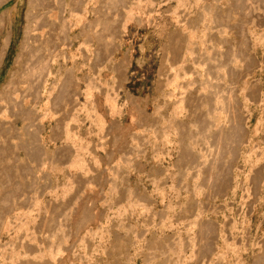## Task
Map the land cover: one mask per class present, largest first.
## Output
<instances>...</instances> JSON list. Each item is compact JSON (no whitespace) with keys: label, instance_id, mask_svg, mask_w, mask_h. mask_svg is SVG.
I'll list each match as a JSON object with an SVG mask.
<instances>
[{"label":"rangeland","instance_id":"obj_1","mask_svg":"<svg viewBox=\"0 0 264 264\" xmlns=\"http://www.w3.org/2000/svg\"><path fill=\"white\" fill-rule=\"evenodd\" d=\"M55 1L44 80L0 114V264H264V0Z\"/></svg>","mask_w":264,"mask_h":264},{"label":"bare ground","instance_id":"obj_2","mask_svg":"<svg viewBox=\"0 0 264 264\" xmlns=\"http://www.w3.org/2000/svg\"><path fill=\"white\" fill-rule=\"evenodd\" d=\"M7 1H9V0H0V7L2 6V5H4L5 3H7ZM49 1V2H48ZM52 1H54V2H52ZM65 1V0H64ZM63 1V2H64ZM22 1L21 0H19V2H18V4H17V6L15 7V10L14 11H9V12H5V13H3L1 16H0V30L1 29H3L5 26H7V24L9 23V22H11V24H12V21H13V26H11L12 27V29H11V31H9V35H8V38H7V40H6V42H5V45H4V48H3V51H4V56L3 57H8V55H10V48H11V44H12V41L13 40H15L16 39V37L18 36V28L19 27H17L16 25H18L19 24V21H18V16H20V13H19V11H18V6L20 5V3H21ZM46 2H48L49 4L50 3H52V4H54V3H56L57 4V2L55 1V0H29V9H28V11H27V21L29 22H27L26 24H28V25H26V28L24 29V36H23V41H22V43H21V45L19 46V48H18V52H17V55H15L16 57H15V61H14V72H13V74H11V75H13V76H11L12 78H11V80L9 81V85L8 86H6L5 85V87H4V89H3V87H0V114L2 113L1 111L3 110V106H4V104H6V102H7V100L9 101V98H11L10 100L12 101V99H14V96H15V93H16V91L18 92H23L22 91V89H21V83H27V84H30V86H29V89H32V86L33 85H35V83H38V81L39 82H41L40 81V79H41V77L42 76H44V74L42 73L43 72V69L45 70V68H41L42 69V71H41V69L39 68V66H41L40 64V62H41V55L39 54V53H41V48H38V47H36V46H33L34 44H33V41L35 42V40H33V38L35 39V37H33L34 36V31L36 30V24H37V22H36V24L33 22V19H40V17H42L44 14H46V12L44 13H42V16L40 15L39 16V11L37 12L36 10H39V6L41 7V5H43L44 6V4L46 3ZM47 3V4H48ZM71 3V2H70ZM52 4H50V5H52ZM61 4H62V2H61ZM60 4V5H61ZM64 4V3H63ZM50 5H48V6H50ZM69 5V4H68ZM46 6V7H45ZM45 6H44V8H46L47 9V5L45 4ZM57 6H59V5H57ZM52 7V6H51ZM60 7V6H59ZM43 8V7H42ZM49 8V7H48ZM57 8V7H56ZM66 8V7H65ZM185 8V7H184ZM211 8V7H210ZM59 9V8H58ZM213 9V8H212ZM212 9H211V12H212ZM13 10V9H12ZM43 10V9H42ZM41 10V11H42ZM63 10V9H62ZM62 10H61V13H64V12H62ZM181 10V9H180ZM40 11V12H41ZM43 11H45V9L43 10ZM182 11V10H181ZM206 11V10H205ZM36 12L38 13V18L35 16V14H36ZM51 12V11H50ZM66 12V11H65ZM71 12H72V10H71ZM215 12V11H214ZM172 13V12H171ZM206 14V13H205ZM212 14H215V13H212ZM49 15V14H48ZM45 16V15H44ZM61 16V15H60ZM59 16V17H60ZM69 16H70V14H69ZM210 16V15H209ZM64 17V16H63ZM206 17V16H205ZM212 17H214V16H212ZM215 17H217V16H215ZM45 18V17H44ZM126 19H129V17L128 18H126ZM206 19V18H205ZM42 20V19H41ZM58 21V20H57ZM203 21H204V17H203ZM46 22V21H45ZM63 22V21H62ZM72 22H73V20H72ZM126 22V21H125ZM128 22V21H127ZM214 22V21H213ZM212 22V23H213ZM31 23L32 24H35V25H32V26H34V27H32L31 26ZM38 23H40V22H38ZM43 23V22H42ZM59 23V22H58ZM189 23V22H188ZM210 23V22H209ZM10 24V25H11ZM46 24H48V23H46ZM55 24V23H54ZM65 24V23H64ZM122 24V23H121ZM53 25V24H52ZM67 25V24H66ZM66 25H64V27L66 26ZM70 25V24H69ZM222 25V24H221ZM230 25V24H229ZM38 26V25H37ZM42 26H44V25H42ZM41 26V27H42ZM59 26V25H58ZM70 26H72V25H70ZM122 26V25H121ZM124 24H123V27L122 28H124ZM201 26V25H200ZM223 26V25H222ZM36 27V28H35ZM39 27V26H38ZM64 27H63V29H64ZM67 27V26H66ZM191 27V26H190ZM206 27V26H205ZM212 27V26H211ZM225 27H227V26H225ZM35 30H34V29ZM40 28V27H39ZM54 29H55V27H53ZM197 28V27H196ZM207 28H208V26H207ZM125 29V28H124ZM14 30H15V33H14ZM57 30V29H56ZM71 30V29H70ZM75 30V29H74ZM193 30V29H192ZM200 30V29H199ZM215 30V29H214ZM213 30V31H214ZM221 30V29H220ZM219 30V31H220ZM223 30V29H222ZM58 31H61V30H58ZM63 31V30H62ZM61 31V32H62ZM64 31H66V30H64ZM63 31V33H65ZM122 31V30H121ZM210 31H211V29H210ZM1 32V31H0ZM221 32V31H220ZM2 33V32H1ZM54 33V32H53ZM52 33V34H53ZM88 33V32H87ZM123 33H124V31H123ZM183 33V32H182ZM50 34V33H49ZM62 34V33H61ZM67 34V33H66ZM90 34V33H89ZM208 34V33H207ZM219 34V33H218ZM40 35V34H39ZM38 35V36H39ZM36 36V35H35ZM47 36H49V35H47ZM47 36H46V39H47ZM58 37V35L55 37V38H57ZM64 37V36H63ZM182 38V37H181ZM198 38V37H197ZM200 38V37H199ZM207 38H208V36H207ZM39 39V38H38ZM36 40H37V37H36ZM207 40V39H206ZM38 41V40H37ZM44 41V40H43ZM42 41V42H43ZM178 41H179V39H178ZM211 41V40H210ZM41 42V41H40ZM67 42H68V40H67ZM176 42V41H175ZM196 42V41H195ZM205 42V41H204ZM35 43H37V42H35ZM64 43H65V41H64ZM206 43H208V42H206ZM210 43H212V42H210ZM70 44V43H69ZM193 44V43H192ZM195 44V43H194ZM213 44V43H212ZM211 44V45H212ZM41 45V44H40ZM44 45V44H43ZM47 45H48V43H47ZM46 45V46H47ZM72 45V44H71ZM170 45V44H169ZM178 45V44H177ZM181 45V44H180ZM187 45V44H186ZM219 45V44H218ZM45 46V45H44ZM49 46V45H48ZM205 46H206V44H205ZM214 47V46H213ZM38 48V49H37ZM51 48V47H50ZM50 48H49V51H50ZM56 48V47H55ZM173 48V47H172ZM209 48V47H208ZM208 48H205V49H207L208 50ZM211 48H212V46H211ZM219 48V47H218ZM33 49V50H32ZM47 49V48H46ZM58 49V48H57ZM186 49V48H185ZM200 49V48H199ZM214 49V48H213ZM212 50V49H211ZM218 50V49H217ZM43 51V50H42ZM173 51V50H172ZM182 51V50H181ZM195 51V50H194ZM193 51V52H194ZM8 52H9V54H8ZM45 52V51H44ZM47 52H48V50H47ZM55 52V50L52 52V53H54ZM62 52H63V50H62ZM178 52V50L176 51V53ZM218 52V51H217ZM52 53L51 54H49L50 56H52ZM87 53V52H86ZM188 53V52H187ZM186 53V54H187ZM221 53V52H220ZM59 54V53H58ZM62 54V53H61ZM210 54V53H209ZM1 55V54H0ZM45 55V54H44ZM202 55V54H201ZM218 55V54H217ZM29 56V61L27 60V57ZM46 56V55H45ZM55 56V55H54ZM53 56V57H54ZM60 56V55H59ZM62 56V55H61ZM209 56V55H208ZM6 57H5V59H6ZM48 57V56H47ZM65 57H68V56H65ZM75 57V56H74ZM199 57V56H198ZM49 58H51V57H49ZM56 57H54V59H55ZM57 58H58V56H57ZM4 59V58H3ZM4 59V60H5ZM46 59H48V58H46ZM45 59V60H46ZM74 60L76 59V57L75 58H73ZM188 59V58H187ZM26 60L28 61V62H30V63H28L27 64V62H26ZM44 60V61H45ZM49 60V63H51L50 62V59H48ZM52 60V59H51ZM66 60H68V59H66ZM70 60V59H69ZM72 60V59H71ZM10 61V60H9ZM43 61V58H42V62L43 63H45ZM77 61V60H76ZM169 61V59H167V62ZM186 61V60H185ZM1 62V61H0ZM74 62V61H73ZM182 62V61H181ZM211 61L209 60V63H210ZM2 63H4V62H2ZM54 63V62H53ZM58 63V62H57ZM195 63V62H194ZM186 64V63H185ZM192 64V63H191ZM37 65H38V67H37ZM43 65V64H42ZM165 65V64H164ZM205 65V64H204ZM207 65H208V63H207ZM206 65V66H207ZM217 65V64H216ZM215 65V66H216ZM221 65V64H220ZM44 66V65H43ZM42 66V67H43ZM48 66V65H47ZM50 66V65H49ZM48 66V67H49ZM61 66V65H60ZM59 66V67H60ZM166 66V65H165ZM182 66V65H181ZM185 66V65H184ZM222 66V65H221ZM218 67V68H222V67ZM45 67V66H44ZM58 67V66H57ZM73 67V66H72ZM75 67V66H74ZM73 67V68H74ZM78 67V66H77ZM164 67V66H163ZM162 67V68H163ZM176 67V66H175ZM183 67V66H182ZM237 67V66H236ZM38 68V70H36ZM50 68V67H49ZM49 68H47V71H48V69ZM52 68H53V65H52ZM114 68V67H113ZM181 68V67H180ZM231 68V67H230ZM24 69V70H23ZM39 69H40V72L43 74L42 76H39V74H41L40 72H39ZM68 69V68H67ZM178 69V68H177ZM176 69V70H177ZM194 69V68H193ZM215 69V68H214ZM214 69H212V70H214ZM217 69V68H216ZM233 69V68H232ZM70 70V68L68 69V71ZM165 70V68L162 70V71H164ZM182 70V69H181ZM186 70V69H185ZM219 70V69H218ZM217 70V71H218ZM25 71V72H24ZM46 71V72H47ZM51 71V70H50ZM50 71H48L49 73H51ZM56 71V70H55ZM67 71V72H68ZM179 71V70H178ZM206 71V70H205ZM234 71V70H233ZM70 72H72V70L70 71ZM187 72V71H186ZM197 72V71H196ZM222 72H224V71H222ZM48 73V76L50 75ZM54 73V72H53ZM74 73V72H73ZM72 73V74H73ZM77 73H78V71H77ZM76 73V74H77ZM174 73H178V72H174ZM206 73V72H205ZM213 73V72H212ZM216 73V72H215ZM220 73H221V70H220ZM233 73V72H232ZM62 74V73H61ZM69 74H71V73H69L68 72V75ZM75 74V75H76ZM163 74V73H162ZM161 74V75H162ZM191 74V73H190ZM198 74V73H197ZM210 74V73H209ZM218 74V73H217ZM216 74V75H217ZM59 75V74H58ZM74 75V76H75ZM45 76H46V78H47V75L45 74ZM63 76V75H62ZM70 76H72L73 77V75H70ZM169 76V75H168ZM195 76V75H194ZM201 76V75H200ZM211 76H213L212 74L210 75V77ZM50 77V76H49ZM48 77V78H49ZM64 77V76H63ZM183 77H184V75H183ZM210 77H208L209 79H210ZM67 78V77H66ZM166 78V77H165ZM168 78V77H167ZM179 78H180V76H179ZM206 78V77H205ZM224 78V77H223ZM42 79L44 80V78L42 77ZM41 79V80H42ZM71 79V78H70ZM72 79H74V78H72ZM197 79V78H196ZM207 79V78H206ZM218 79V78H217ZM46 80V79H45ZM77 80V79H76ZM80 79H78V81H79ZM194 80V79H193ZM214 81H215V79H213ZM173 81V80H172ZM172 81H171V83H172ZM187 81V80H186ZM204 81V80H203ZM222 81V80H221ZM7 82V81H6ZM64 82V81H63ZM68 82V81H67ZM70 82V81H69ZM80 82V81H79ZM78 82V83H79ZM202 82V81H201ZM211 82V81H210ZM42 83H44V81L42 82ZM42 83H41V85H42ZM45 83H48L47 81H45ZM45 83H44V85H45ZM170 83V82H169ZM191 83H193V82H191ZM200 83V82H199ZM205 83V82H204ZM203 83V84H204ZM212 83H213V81H212ZM219 83H220V81H219ZM8 84V83H7ZM39 85H40V83H38ZM37 84V86L39 87V85ZM54 84V83H53ZM58 84V83H57ZM63 84V83H62ZM70 84H72V83H70ZM195 84V83H194ZM194 84H193V86H194ZM210 84V83H209ZM209 84H208V86H209ZM158 85V84H157ZM170 85V84H169ZM186 85V84H185ZM199 85V84H198ZM197 85V86H198ZM206 85H207V83H206ZM211 85V84H210ZM219 85V84H218ZM224 85V84H223ZM78 86H79V84H78ZM77 86V87H78ZM177 86V85H176ZM192 86V85H191ZM205 86V85H204ZM203 86V87H204ZM216 86H217V84H216ZM19 87V88H18ZM34 87V86H33ZM36 87V86H35ZM46 87V86H45ZM62 87V86H61ZM178 87V86H177ZM207 87V86H206ZM213 87V91H214V89L215 88H217V87H215L214 85H212L211 86V88ZM53 88V87H52ZM72 88V87H71ZM76 88V87H75ZM160 88V87H159ZM193 88V87H192ZM207 88H210V87H207ZM211 88H210V90H211ZM218 88H220V87H218ZM217 88V90H219ZM223 88H224V86H223ZM223 88L221 89V90H223ZM29 89H27L28 91H29ZM54 89V88H53ZM52 89V90H53ZM166 89V88H165ZM188 89V88H187ZM203 89V88H202ZM26 90V89H25ZM45 90H46V88H45ZM63 90V89H62ZM72 90V89H71ZM217 90L215 89V91H216V93H218L217 92ZM39 91V90H38ZM50 91V90H49ZM60 91V90H59ZM73 91H74V89H73ZM80 91H81V89H80ZM212 91V92H213ZM30 92V91H29ZM41 90L39 91V93H37L38 95H41ZM43 92V91H42ZM57 92V91H56ZM75 92V91H74ZM157 92V91H156ZM188 92V91H187ZM209 92V91H208ZM207 92V93H208ZM222 91H220L219 90V95H220V99H222L221 97H223V96H221V93ZM32 93V92H31ZM50 93V92H49ZM61 93H62V91H61ZM171 93V92H170ZM179 93V92H178ZM190 93V92H189ZM203 93V92H202ZM201 93V94H202ZM215 92H214V94H215V96H214V94H212L213 96H214V98H212L211 99V97H210V95H208L209 96V99H211V101L213 100V99H215V97H216V94ZM224 94H225V92H223ZM233 93V92H232ZM23 94V93H22ZM20 94L22 97L25 95V94ZM28 94V92L26 91V95ZM44 94V93H43ZM58 94V93H57ZM81 94H82V92H81ZM181 94H182V92H181ZM180 94V95H181ZM209 94V93H208ZM74 95V94H73ZM168 95V94H167ZM223 95V94H222ZM31 96H32V94H31ZM37 96V95H36ZM58 96H59V94H58ZM58 96H56V98L58 97ZM132 96V95H131ZM169 96V95H168ZM171 96V95H170ZM44 97H45V95H44ZM77 97V96H76ZM76 97H75V99H74V101H76ZM21 98V97H20ZM19 98V99H20ZM25 98V97H24ZM39 98V97H38ZM41 98V97H40ZM59 99L58 100H60V97H58ZM78 98V97H77ZM131 98V97H130ZM185 98V97H184ZM48 99V98H47ZM219 99V100H220ZM14 100H16V99H14ZM58 100H57V102H58ZM78 100V99H77ZM165 100V99H164ZM180 100V99H179ZM184 100V99H183ZM207 100H208V98H207ZM218 100V101H219ZM225 100V99H224ZM18 101V100H17ZM16 101V102H17ZM22 101V100H21ZM23 101H24V99H23ZM22 101V102H23ZM34 101V100H33ZM178 101V100H177ZM205 101H206V99H205ZM3 102H5L4 104H3ZM12 102H15V101H12ZM19 102V101H18ZM17 102V103H18ZM21 102V103H22ZM76 102H78V101H76ZM210 104L209 105H211V102H210V100L208 101ZM213 102V101H212ZM222 102V101H221ZM8 103V102H7ZM17 103H14V104H16L17 105ZM56 103V100H55V102H54V104ZM213 103H215V102H213ZM213 103H212V105H213ZM9 104V103H8ZM12 104V106L14 105L13 103H11ZM10 104V105H11ZM76 104V103H75ZM178 104H179V102H178ZM185 104V103H184ZM216 104V103H215ZM215 104H214V106H215ZM218 105H222V104H220L219 102L217 103ZM10 105H8L9 107H10ZM21 105V104H20ZM218 105H217V107H218ZM35 106H36V104H35ZM222 106H224V105H222ZM57 107V106H56ZM72 107H74V106H72ZM186 107V106H185ZM217 107L216 108H214V110L216 109V111L218 112V109H217ZM5 108H8L7 107V104H6V107ZM12 108V107H11ZM54 108V107H53ZM71 108V107H70ZM140 108V107H139ZM202 108V107H201ZM205 108H207V107H205ZM221 107H219V109H220ZM23 109V108H22ZM30 109V108H29ZM51 109V108H50ZM77 109V108H76ZM158 109H161V108H158ZM213 109V106H212V108H211V110ZM222 109V108H221ZM7 110H10V109H7ZM15 110V109H14ZM13 110V111H14ZM59 110V109H58ZM177 110V109H176ZM213 110V111H214ZM202 111V110H201ZM207 111V110H206ZM221 111V110H220ZM219 111V112H220ZM224 111V110H223ZM7 112V111H6ZM20 112V111H19ZM23 112V111H22ZM28 112V111H27ZM29 112H31L30 110H29ZM29 112H28V114H29ZM216 112V113H217ZM218 112V113H219ZM8 113H9V111H8ZM11 113H12V111H11ZM17 113V112H16ZM33 113V112H32ZM31 113V114H32ZM55 113V112H54ZM214 113V112H213ZM212 113V114H213ZM3 114V113H2ZM73 114V113H72ZM202 114V113H201ZM11 115V114H10ZM14 115H16L15 113H14ZM13 115V116H14ZM21 115V114H20ZM45 115V114H44ZM49 115V114H48ZM160 115V114H159ZM219 115V114H218ZM7 116H8V114H7ZM30 116V115H29ZM34 116V115H33ZM213 116V115H212ZM220 116V115H219ZM16 117V116H15ZM49 117V116H48ZM184 117H186V116H184ZM209 117V116H208ZM215 118V117H214ZM214 118H212L213 120H214ZM216 118H217V116H216ZM215 118V119H216ZM41 119V118H40ZM165 119V118H164ZM211 119V120H212ZM220 119V118H219ZM225 119V118H224ZM9 120V119H8ZM7 120V121H8ZM3 121V120H2ZM1 121V123H2V125L3 124H5L6 125V123H3ZM221 121H222V119H221ZM5 122V121H4ZM173 122V121H172ZM208 122V121H207ZM0 123V124H1ZM10 123V122H9ZM37 123V122H36ZM209 123V122H208ZM12 124V123H11ZM95 124H96V122H95ZM215 124H216V121H215ZM214 124V125H215ZM219 124V123H218ZM221 124V123H220ZM4 125V126H5ZM42 125V124H41ZM13 126V125H12ZM220 126V125H219ZM13 127H15V126H13ZM38 127H39V125H38ZM58 126H56V128H57ZM168 127V126H167ZM221 127V126H220ZM219 127V128H220ZM3 128H5V127H3ZM2 128V129H3ZM11 128V127H10ZM16 128H18V127H15V130H19V129H16ZM59 128V127H58ZM211 128V127H210ZM1 129V130H2ZM6 129V128H5ZM35 129V128H34ZM176 129V128H175ZM4 130V129H3ZM29 130H31V129H29ZM44 130V129H43ZM28 131V130H27ZM8 132H9V130H8ZM11 132H13V131H11ZM15 132V131H14ZM26 132V131H25ZM33 132V131H32ZM6 133V132H5ZM29 132H27V134H28ZM0 134H3V132H0ZM172 134V133H171ZM13 135V134H12ZM0 136H2V135H0ZM28 137V136H27ZM2 138V137H1ZM1 138H0V140H1ZM3 139V138H2ZM4 139L5 140H8V139H6L5 137H4ZM3 139V141L4 142H1L0 144H2L3 143V147L5 146V145H7L8 144V142L7 141H5ZM19 139H20V137H19ZM26 140H27V138H26ZM5 142H7V144H4ZM21 143V142H20ZM25 144H26V142H24ZM16 144V143H15ZM28 144V143H27ZM26 144V145H27ZM21 146H22V144H21ZM25 148V147H24ZM0 229H2V228H0ZM4 229V228H3Z\"/></svg>","mask_w":264,"mask_h":264}]
</instances>
